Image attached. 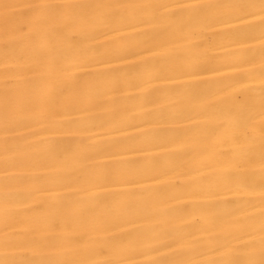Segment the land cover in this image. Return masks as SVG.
I'll list each match as a JSON object with an SVG mask.
<instances>
[{
  "label": "bare ground",
  "instance_id": "6f19581e",
  "mask_svg": "<svg viewBox=\"0 0 264 264\" xmlns=\"http://www.w3.org/2000/svg\"><path fill=\"white\" fill-rule=\"evenodd\" d=\"M0 264H264V0H0Z\"/></svg>",
  "mask_w": 264,
  "mask_h": 264
}]
</instances>
